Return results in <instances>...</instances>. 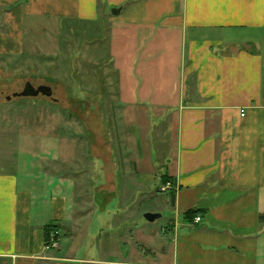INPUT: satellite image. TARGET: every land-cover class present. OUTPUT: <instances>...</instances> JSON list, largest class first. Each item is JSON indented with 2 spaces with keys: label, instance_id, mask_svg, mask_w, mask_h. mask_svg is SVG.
<instances>
[{
  "label": "crops",
  "instance_id": "1",
  "mask_svg": "<svg viewBox=\"0 0 264 264\" xmlns=\"http://www.w3.org/2000/svg\"><path fill=\"white\" fill-rule=\"evenodd\" d=\"M104 19L123 91L172 119L175 148L114 169L111 189L93 185V203L76 201L68 179L21 180L0 159V264H264V0H0V56L24 53L30 34ZM175 39L180 74L167 67L150 90L140 65ZM191 209L200 220L185 216ZM51 224L57 248H47Z\"/></svg>",
  "mask_w": 264,
  "mask_h": 264
},
{
  "label": "rangeland",
  "instance_id": "2",
  "mask_svg": "<svg viewBox=\"0 0 264 264\" xmlns=\"http://www.w3.org/2000/svg\"><path fill=\"white\" fill-rule=\"evenodd\" d=\"M103 21L30 34L24 53L0 56V159L5 168L14 169L21 180L26 175L68 179L75 200L87 203L94 201L95 182L105 180L111 189L114 169H135L139 154L143 167L151 155L155 161L169 155L177 135L172 119L161 118L167 107H157L164 113L154 112L146 97L123 91L111 26ZM160 51L146 68L140 65V75L152 78H147L150 90L156 89L155 81L165 80L167 67L172 76L180 74L181 44ZM123 60L120 66L127 74L133 67ZM28 81L50 85L55 99L42 94L7 99ZM142 206L141 217L156 209L157 202ZM60 243L66 249L69 240L62 236Z\"/></svg>",
  "mask_w": 264,
  "mask_h": 264
},
{
  "label": "water",
  "instance_id": "3",
  "mask_svg": "<svg viewBox=\"0 0 264 264\" xmlns=\"http://www.w3.org/2000/svg\"><path fill=\"white\" fill-rule=\"evenodd\" d=\"M119 11H120L119 8L113 9V13H118ZM40 94L54 98L53 89L50 85L35 86L32 82L28 81L25 85V88L21 92H15L12 96H7V99L10 100L11 97L39 96ZM159 216H160L159 214H153V213H147L145 215V217L151 221L155 220Z\"/></svg>",
  "mask_w": 264,
  "mask_h": 264
},
{
  "label": "trees",
  "instance_id": "4",
  "mask_svg": "<svg viewBox=\"0 0 264 264\" xmlns=\"http://www.w3.org/2000/svg\"><path fill=\"white\" fill-rule=\"evenodd\" d=\"M161 180L166 185L168 183H172V177H170L167 174H164L162 176ZM199 214H200V210L199 209H191V210H189V211H187L185 213V216L187 218L194 219L195 217H198ZM46 230H47V242L50 240V237H51L52 233L59 231L58 226L55 225V224H51V225L47 226Z\"/></svg>",
  "mask_w": 264,
  "mask_h": 264
},
{
  "label": "built area",
  "instance_id": "5",
  "mask_svg": "<svg viewBox=\"0 0 264 264\" xmlns=\"http://www.w3.org/2000/svg\"><path fill=\"white\" fill-rule=\"evenodd\" d=\"M242 114L245 115L244 110L242 111ZM197 220H200V217H197ZM57 247H59L58 232H54L50 240L47 242V248H57Z\"/></svg>",
  "mask_w": 264,
  "mask_h": 264
}]
</instances>
